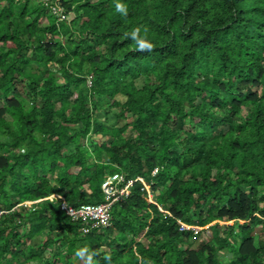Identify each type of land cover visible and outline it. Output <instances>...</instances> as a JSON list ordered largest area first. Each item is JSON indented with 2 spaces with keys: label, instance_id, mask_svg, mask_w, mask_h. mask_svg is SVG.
I'll return each instance as SVG.
<instances>
[{
  "label": "trees",
  "instance_id": "trees-1",
  "mask_svg": "<svg viewBox=\"0 0 264 264\" xmlns=\"http://www.w3.org/2000/svg\"><path fill=\"white\" fill-rule=\"evenodd\" d=\"M121 2L0 0V264H264V0Z\"/></svg>",
  "mask_w": 264,
  "mask_h": 264
},
{
  "label": "built area",
  "instance_id": "built-area-1",
  "mask_svg": "<svg viewBox=\"0 0 264 264\" xmlns=\"http://www.w3.org/2000/svg\"><path fill=\"white\" fill-rule=\"evenodd\" d=\"M58 2L59 0H53L51 9L59 17V19H62V10L58 7ZM155 173L156 169L152 172V175H155ZM136 181H140L143 184L147 192L148 201L156 205L155 197L151 193L149 185L142 178L137 177L135 179H126L124 175L115 173L106 178L101 185L104 199L103 202L98 204H84L80 205L79 207H73L63 201L61 204V209L72 220H77L83 223L82 230L84 233H87L92 228H106L110 225L111 222L110 212L112 206L115 203L123 201L128 197L129 191L133 183ZM27 204L29 203H24V205ZM159 210L170 215L169 212L163 211L161 208H159ZM178 224L180 231L198 232L200 230L199 227L188 225L181 221H178Z\"/></svg>",
  "mask_w": 264,
  "mask_h": 264
},
{
  "label": "clouds",
  "instance_id": "clouds-1",
  "mask_svg": "<svg viewBox=\"0 0 264 264\" xmlns=\"http://www.w3.org/2000/svg\"><path fill=\"white\" fill-rule=\"evenodd\" d=\"M116 11L119 12L122 17H127L128 15L127 5L121 2V0H117ZM146 31H147L146 29H142V27L137 26L134 27L131 31L125 32L124 37L130 38L134 42L135 47L137 49L151 51L153 48V44L143 34ZM76 255L81 258H86L87 264H95L93 260V256L95 254L91 251H88L87 249H80L79 251L76 252ZM106 259H108L109 262L111 261V257H106Z\"/></svg>",
  "mask_w": 264,
  "mask_h": 264
},
{
  "label": "rangeland",
  "instance_id": "rangeland-1",
  "mask_svg": "<svg viewBox=\"0 0 264 264\" xmlns=\"http://www.w3.org/2000/svg\"><path fill=\"white\" fill-rule=\"evenodd\" d=\"M98 117H99V119H101V118H102L101 114H98ZM159 208H160V207H159Z\"/></svg>",
  "mask_w": 264,
  "mask_h": 264
}]
</instances>
